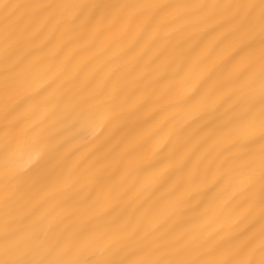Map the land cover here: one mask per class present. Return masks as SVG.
I'll return each instance as SVG.
<instances>
[{"label": "bare ground", "instance_id": "6f19581e", "mask_svg": "<svg viewBox=\"0 0 264 264\" xmlns=\"http://www.w3.org/2000/svg\"><path fill=\"white\" fill-rule=\"evenodd\" d=\"M0 264H264V0H0Z\"/></svg>", "mask_w": 264, "mask_h": 264}]
</instances>
